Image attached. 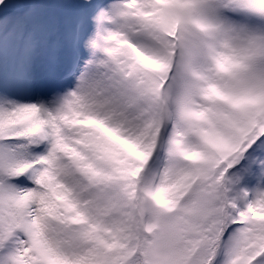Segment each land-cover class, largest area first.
I'll return each instance as SVG.
<instances>
[{"label":"rangeland","instance_id":"rangeland-1","mask_svg":"<svg viewBox=\"0 0 264 264\" xmlns=\"http://www.w3.org/2000/svg\"><path fill=\"white\" fill-rule=\"evenodd\" d=\"M70 1L80 7L77 14L56 15L69 40L57 41L29 20L0 44V212L19 223L13 239L29 231L30 245L54 264H122L136 233L156 232L159 264L202 261V251L182 246L179 229L190 216L208 215L217 189L199 168L217 161L196 128L209 124L211 143L227 163L237 161L234 134L246 135L243 123L258 107L264 115V38L233 20L228 0ZM97 2L103 7L94 12ZM160 8L171 12L167 21ZM79 32V68L62 86L59 76L77 60ZM126 45L143 65L173 76L167 105L152 77L127 67ZM206 97L219 99L234 133L212 117ZM188 101L194 129L181 115ZM90 123L104 131L105 145L83 131ZM130 171L138 175L137 204ZM244 199V206L264 211V174L246 180ZM28 244L20 250H28L22 256L31 263ZM254 247L261 250L251 225L236 221L214 264H264V256L250 258Z\"/></svg>","mask_w":264,"mask_h":264},{"label":"trees","instance_id":"trees-1","mask_svg":"<svg viewBox=\"0 0 264 264\" xmlns=\"http://www.w3.org/2000/svg\"><path fill=\"white\" fill-rule=\"evenodd\" d=\"M228 2L229 12L235 15L233 20H236V23L240 24L243 29L252 31L249 33L252 36L257 34L264 38V0H228ZM168 5L170 6L171 4ZM79 8L75 2L70 0L69 2H57L55 0H0V44L8 40V34L12 32L15 26L26 23L28 20H37L45 27L48 35L55 37L57 41L65 42V39L69 40L70 37H68V31H64L61 23L57 24L56 15L62 11L68 12L67 14L69 15H75L77 14L76 10ZM160 11H165L163 14H166L165 20L167 21L169 16H171V12H166L162 8H160ZM177 15L180 16L182 14ZM183 16L187 18L184 22L188 23L189 12L184 10ZM182 18L175 20L181 22L183 21ZM150 25L153 28H158L157 22L150 23ZM44 48L47 53L48 42H46ZM126 49L129 50H127L125 57L127 67L132 70L140 69L144 74L152 77L155 80L154 83L164 93V101L167 105L168 96L172 97V89L177 85V83H171L173 76L169 78L160 76L148 66L143 65L140 59L133 55L132 48L129 45H126ZM45 59H47V56H45ZM3 75L4 73L2 74L0 71V80L3 79ZM221 75L224 80L225 78L229 80L231 77V74L225 71H222ZM191 96L192 94L190 95L189 93L187 99L191 98ZM223 99L225 101L232 100L230 96ZM218 100L216 98L210 100L209 97H206V101H210L208 105L212 109V117L225 125L227 122L223 115L225 111ZM189 105L190 102L188 101L181 115L185 122L194 129L196 127H194L193 119L190 116L191 112L188 111ZM258 108L260 110L255 112L252 119L246 118L243 123L244 126L246 125V135L240 139L238 138V133L234 134L240 149L237 161L232 164L226 162L227 155L222 152L221 148L214 141L211 143L206 132V126L209 127L210 125L202 122L200 130L196 128L197 136L214 151L217 161L214 167L212 166L213 168L202 164L199 165V168L204 174L210 175L208 178L211 183L217 186V189L213 192V200L206 204L208 215L204 219L190 216L184 223L179 225L183 238L182 246L193 251L199 250L203 253V260L195 264L215 263L223 251L226 235L236 221L249 223L257 238V245L261 250L258 251L256 247L250 250L249 256L252 261L257 255L264 256V211L244 206L246 180L252 177L259 178L264 174V115L262 108ZM225 126L231 131L234 129L228 123ZM85 128L83 131L90 133L92 139H98L101 144L106 143V136L102 135L104 131L97 125L90 123ZM20 139L21 137L19 136ZM122 159L123 157H119V160ZM221 165L222 168H220ZM130 173L133 174L134 172L130 171ZM137 176L134 175L135 178H132L133 182L131 184V189L135 195V204L139 201ZM201 179H203V176ZM237 207L243 209L240 214L234 213ZM18 225L19 223L15 225L9 220L5 221L3 214L0 212V264H11V262L17 264H54L49 254L43 252L44 249L42 247L41 249L38 248L40 246L36 247L35 244L30 245L28 241L32 237H30L29 231H26L27 233L24 232L21 241L19 238L13 239L14 228ZM160 231H162V227ZM156 235V232H152L145 238L139 232L136 233L131 253L127 258L123 257L119 261L122 264H157L156 260H158L159 264ZM22 243H29L30 251L34 252V261L31 263H27L26 258L22 256L24 255L23 253H28L27 249L24 251L20 250Z\"/></svg>","mask_w":264,"mask_h":264}]
</instances>
